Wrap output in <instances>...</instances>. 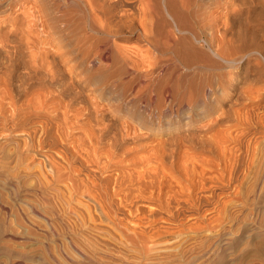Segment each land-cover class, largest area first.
Here are the masks:
<instances>
[{
	"label": "rangeland",
	"instance_id": "1",
	"mask_svg": "<svg viewBox=\"0 0 264 264\" xmlns=\"http://www.w3.org/2000/svg\"><path fill=\"white\" fill-rule=\"evenodd\" d=\"M22 1L0 0V37L5 30L8 38L0 40V264H264V60L222 68L226 85L213 80L212 88L206 69L178 66L182 79L171 83L197 100L159 95L162 114L122 103L95 80L70 99L42 72L38 19L19 30L22 11L34 10ZM118 40L125 50L144 48L134 37ZM89 101L119 104L114 123L132 127L105 170L81 146L96 121L80 126L86 119L74 110ZM192 132L205 144H173ZM107 178L100 193L95 186Z\"/></svg>",
	"mask_w": 264,
	"mask_h": 264
},
{
	"label": "bare ground",
	"instance_id": "2",
	"mask_svg": "<svg viewBox=\"0 0 264 264\" xmlns=\"http://www.w3.org/2000/svg\"><path fill=\"white\" fill-rule=\"evenodd\" d=\"M3 1L1 0V2ZM26 1H24L25 4ZM30 7L34 9L32 11L35 14L24 9L26 12L24 10L22 12L26 14L25 18H22L24 16L22 14L23 16L18 17L21 18L20 23L19 19L17 22L22 24L21 22L25 20L27 25L23 27L19 25V30L29 27L28 25L31 24L33 26V19H38L41 26V32H39L41 40L39 41L42 42L43 61L40 64L43 67L42 72L49 76L50 81H54V85L56 83V87L58 84L60 91L69 95L70 99H78L82 95L83 89H88L87 85H92L91 81L95 80L93 83L97 81L101 84L100 89H107L111 94L116 93V96H113L120 99L121 102L124 99L135 103L141 101L147 106L153 105V109L162 114L159 95L165 99L177 100L181 104L185 102L191 104L197 100L190 101L194 97L187 100L181 82V89L178 86L179 82L178 85L174 84L180 79L181 74L177 71H180L181 67L186 70L204 68L209 71L211 74L207 77V81H204V85L212 88L215 84L213 80H217L218 84L220 80H224L221 78L222 68L234 67L237 64H242L245 60L247 62L253 55L256 56V60L257 56L264 60V0H41V2L32 0ZM18 9L21 11L20 8ZM13 20H7L8 24H13ZM30 20H33V23ZM35 24L34 26H36ZM13 26V29H18L16 27L18 25L14 24ZM10 28L6 30L9 33ZM33 28H31L32 32L36 29ZM24 29L23 32L26 31ZM31 31L29 29L28 32L31 33ZM35 32L37 35L36 30ZM3 33L0 40L4 37ZM16 34L18 35L17 32ZM22 34L21 36L26 37L24 33ZM131 37L141 42L144 48L130 51L129 47L127 50H130L127 51L126 48L121 47L123 45L119 46L120 44L115 43L116 39L128 40ZM34 38L32 37V39ZM5 39L8 38L5 37ZM26 39L25 42H28L29 39ZM9 41H13L12 37ZM25 42L23 44H26ZM19 47H17L18 50ZM2 52L0 49V55ZM9 52L7 56H9ZM12 54L14 55V53ZM18 55L20 54L18 53ZM30 55L36 56V54L35 56L34 54ZM24 61L26 62V60ZM36 62L38 63V61ZM7 65L9 64L7 63ZM94 65L95 68H93ZM178 66H180L179 69ZM110 67L113 68L112 71H110ZM259 69L258 71L254 70L252 79L260 77ZM8 70L10 72V69ZM94 73L99 75L98 79L94 78ZM126 75H130L128 80L126 79L127 81L122 79L123 76L128 77ZM164 75L166 76L162 77ZM42 77L45 78V75ZM173 79L175 82L171 83ZM219 85L223 87L226 84L221 82ZM92 87L90 86V89ZM187 93L191 92L187 91ZM101 94L103 95L101 101H108L109 98L106 97L109 93L102 92ZM86 103L79 106L80 108L75 107V115L80 114L83 117L81 118L86 121L89 118H94L97 129H88L89 131L84 129V131H88L87 136L84 133L88 144L82 141L81 146L87 151L92 162L99 169L105 170L109 163L114 161L118 147L122 145L123 141H126L124 138L132 127L124 122L117 127V124L114 123L112 112L121 109L119 104L111 106L109 103L108 105L104 103V105L96 101ZM80 109H84V111L79 112ZM107 116L112 118L106 119ZM82 119L78 118V121L80 122ZM85 122L82 121L79 125L91 123L89 120L88 123ZM81 129L83 130V128ZM173 138V144L185 140L205 144V141H202L201 137L193 132L176 135ZM109 181L110 178H107L104 183L99 182L95 187L101 193L104 188H107ZM125 184L126 182L118 183L119 191H122ZM101 208H107V203L104 202Z\"/></svg>",
	"mask_w": 264,
	"mask_h": 264
}]
</instances>
